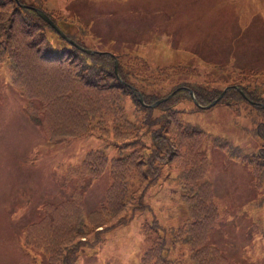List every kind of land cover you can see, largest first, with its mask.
Segmentation results:
<instances>
[{
	"label": "trees",
	"instance_id": "1",
	"mask_svg": "<svg viewBox=\"0 0 264 264\" xmlns=\"http://www.w3.org/2000/svg\"><path fill=\"white\" fill-rule=\"evenodd\" d=\"M42 1L0 0V63L11 85L25 98L24 109L35 118L43 138L56 144L95 129L109 136L113 145L122 146L133 144L145 125L151 145H139L122 156L88 149L77 165L56 164L55 169L61 170L59 178L106 173L103 199L98 206L85 210L77 191L80 184L76 183L69 197L43 203L42 214L24 225L20 245L40 248L45 264H72L81 247L100 242L102 232L126 221L125 214L136 207L133 200L159 176L161 162L169 165L184 157L176 178L182 188L179 196L186 206V218L174 228L151 219L155 244L143 250L137 263L184 264L185 255L191 264H225L217 247L205 241L217 210L211 184L202 178L206 166L203 155L195 149L204 131L183 115L216 103L229 108L243 103L249 106L253 110L249 118L252 134L262 144L248 150L219 135H213L211 142L228 156L249 162L256 186H264V79L260 73L235 65L231 56L226 60L205 59L196 42L183 60L156 64L152 71L144 56L101 52L81 43L78 34L88 29L81 23L68 26L59 22L62 16L43 7ZM32 6L40 8L73 41L58 34ZM222 87L223 93L206 105ZM170 90L164 100L146 105ZM187 101L189 107L178 104ZM175 242L183 244L185 252L172 251Z\"/></svg>",
	"mask_w": 264,
	"mask_h": 264
},
{
	"label": "rangeland",
	"instance_id": "2",
	"mask_svg": "<svg viewBox=\"0 0 264 264\" xmlns=\"http://www.w3.org/2000/svg\"><path fill=\"white\" fill-rule=\"evenodd\" d=\"M47 4L65 25L87 24L88 32L78 34L81 43L144 56L152 71L156 64L183 60L196 42L205 59L231 56L235 65L255 69L264 79V0H48ZM178 104L190 106L188 101ZM25 105L0 63V264H45L40 248L20 245L24 225L42 214L44 202L69 197L79 183L85 210L101 203L106 173L59 178L56 164L77 165L88 149L122 156L139 145H151L145 125L133 144L113 145L109 136L95 129L52 144L43 138ZM252 113L244 103L234 108L216 103L183 115L205 131L195 149L203 155L202 178L211 184L217 209L206 237L225 264H264V188L253 185L248 164L228 158L209 141L211 134H218L248 149L262 144L252 134ZM183 159L169 166L161 162L160 175L133 200L136 207L125 214L126 221L102 232L100 242L81 247L72 264H137L143 250L155 244L150 219L156 218L165 228L185 220L187 210L176 178ZM147 229L145 239L141 232ZM171 249L185 252L179 242ZM184 256L183 263L190 264Z\"/></svg>",
	"mask_w": 264,
	"mask_h": 264
},
{
	"label": "water",
	"instance_id": "3",
	"mask_svg": "<svg viewBox=\"0 0 264 264\" xmlns=\"http://www.w3.org/2000/svg\"><path fill=\"white\" fill-rule=\"evenodd\" d=\"M35 9V11L37 12V14L41 17V18H43L46 22H48L53 28H55L56 30H58L57 29V27L54 25V23L40 10V9H38V8H34ZM59 31V30H58ZM60 32V31H59ZM60 34H62L61 32H60ZM63 35V34H62ZM86 50V49H85ZM115 64V63H114ZM222 92H223V89L218 93V95L216 96V98L218 97V96H220L221 94H222ZM170 94V93H169ZM169 94H167L166 95V97L167 96H169ZM163 98H165V97H161V98H157V99H155L153 102H151V103H149L148 105H154V104H156L157 102H159L160 100H162ZM216 98H213L211 101H210V103H212ZM138 99H140V97L138 96Z\"/></svg>",
	"mask_w": 264,
	"mask_h": 264
},
{
	"label": "crops",
	"instance_id": "4",
	"mask_svg": "<svg viewBox=\"0 0 264 264\" xmlns=\"http://www.w3.org/2000/svg\"><path fill=\"white\" fill-rule=\"evenodd\" d=\"M48 3V0H45V6L49 9H51V5L47 4Z\"/></svg>",
	"mask_w": 264,
	"mask_h": 264
}]
</instances>
